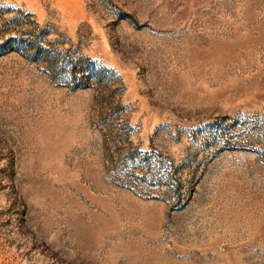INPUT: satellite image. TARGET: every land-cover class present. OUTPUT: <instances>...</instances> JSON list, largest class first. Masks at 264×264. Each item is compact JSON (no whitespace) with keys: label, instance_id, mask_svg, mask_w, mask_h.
I'll return each mask as SVG.
<instances>
[{"label":"rangeland","instance_id":"obj_1","mask_svg":"<svg viewBox=\"0 0 264 264\" xmlns=\"http://www.w3.org/2000/svg\"><path fill=\"white\" fill-rule=\"evenodd\" d=\"M0 264H264V0H0Z\"/></svg>","mask_w":264,"mask_h":264}]
</instances>
